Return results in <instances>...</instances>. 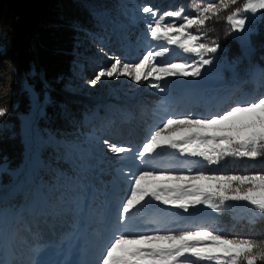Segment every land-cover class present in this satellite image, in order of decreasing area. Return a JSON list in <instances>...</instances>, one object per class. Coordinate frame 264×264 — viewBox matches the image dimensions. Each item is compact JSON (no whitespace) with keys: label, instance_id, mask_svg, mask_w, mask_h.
<instances>
[{"label":"trees","instance_id":"16d2710c","mask_svg":"<svg viewBox=\"0 0 264 264\" xmlns=\"http://www.w3.org/2000/svg\"><path fill=\"white\" fill-rule=\"evenodd\" d=\"M140 2L144 6L151 5L157 10V15L183 8L184 14L192 16L193 7L200 8L218 0ZM245 2L238 0L236 5L211 17L199 32L200 42L219 45L215 53H207V56L226 57L236 71L235 77H231L233 79L224 87L226 98L218 103V108H212L209 115L217 109L222 113L236 102L264 96V24H259L257 30L251 33V50L247 55L226 20L227 15L236 7L242 8ZM133 4L126 0H0V108L7 109V114L0 117V164L18 169L25 161L21 115L30 110L32 102L40 103L36 124L47 141L40 152L46 168L39 174L49 181L55 180L58 189L67 190L70 187L69 194L74 193L75 188L85 191L93 185L94 193L88 210L99 220H103L100 219L103 216L101 207L108 205L106 192L103 191L112 186L114 179L110 176L115 174L116 180L121 181L117 177V168L126 163H112L108 167L112 170L110 173L97 176L91 170L89 174L87 163L63 141L81 131L115 145L129 141L142 145L150 130L159 126L161 119L158 114L163 112L158 108L163 105L148 99L139 101L135 107L122 99L117 102L87 100L70 93L67 88L74 85L73 73L77 69L78 74L83 72L86 76L103 65V58L102 62H96L91 57L95 49H103L108 60L118 57L134 62L141 58L146 49L144 42L150 36L147 25L154 22L151 15H133L137 22L132 24L110 19L106 12L109 6H116L130 14L137 10ZM141 16L148 19L139 20ZM171 19L166 18V21ZM138 45L140 49L136 52L134 49ZM187 59L182 57L181 60ZM258 67L260 70L255 73ZM31 90L36 94L34 99ZM157 97L165 100L164 96ZM202 111L203 108H196V115ZM240 161L229 164L228 169L242 174L264 173V157ZM10 180L11 175L4 172L0 210L22 208L16 214L18 219L12 220L7 229L9 238L23 242L19 247L25 261L34 260L38 252L34 250L35 246L40 249L43 245L53 244L56 238L61 240L63 236L77 232L78 223H75L69 210L70 214L65 218L59 212L54 213L48 205L39 213L30 205L35 181H26L23 189H29V192L23 194L12 191ZM70 207L74 209L73 204ZM94 208L97 210L94 211ZM78 216L79 213L75 219ZM201 226L229 237L264 242V217L251 220L222 209ZM2 254L0 250V258ZM17 260L15 256L6 263L17 264Z\"/></svg>","mask_w":264,"mask_h":264},{"label":"snow or ice","instance_id":"6c2138e0","mask_svg":"<svg viewBox=\"0 0 264 264\" xmlns=\"http://www.w3.org/2000/svg\"><path fill=\"white\" fill-rule=\"evenodd\" d=\"M237 2H209L200 8L193 7L192 16L184 14L183 8L157 15L151 5L141 7L139 11L150 14L154 21L147 25L152 40H164L168 45L198 56L199 61L160 62L158 58L170 51L168 47H161L158 51L148 50L137 62L114 58V62L100 69L89 83L95 86L104 77H128L141 84L152 78L154 82L150 87L164 92L161 82L167 78L200 77L204 66L213 63L212 59L205 58L206 54L215 53L219 45L200 42L199 32L211 17ZM261 10H264V0H246L243 7H236L226 20L232 29L243 32L247 18L242 13L256 14ZM166 18L172 19L166 21ZM177 20L181 22L177 24ZM6 114L7 109L0 108V117ZM103 144L117 156L133 152L131 147L115 145L108 140ZM168 148L178 149L185 156L202 157L212 164L219 163L225 156L250 160L264 157V96L236 102L228 110L205 118L170 116L154 131L150 130L141 150L136 152L147 167L129 178L128 194L110 224L108 241L96 264H203L212 261L215 264H264V242L250 238L229 237L207 228L179 232L137 230V216L151 200L185 212L201 204L218 211L225 202L242 201L264 215V173L217 175L199 171L195 175H184L158 166L155 159H144L153 154L159 156ZM34 250L39 251V246ZM0 264L5 262L0 260ZM31 264L40 262L34 259Z\"/></svg>","mask_w":264,"mask_h":264},{"label":"rangeland","instance_id":"374dc122","mask_svg":"<svg viewBox=\"0 0 264 264\" xmlns=\"http://www.w3.org/2000/svg\"><path fill=\"white\" fill-rule=\"evenodd\" d=\"M126 1L127 3L133 2V5L137 6V10L131 11L130 15L123 9H118L116 6H109V8L106 9L107 15H109L108 17L113 20L134 24L137 22V18H134L133 15L136 16L138 13L143 16L148 15L139 11V9L144 6L141 4L140 0ZM262 14H264V10L256 14L242 13V15L247 18L245 31L241 32L233 29L235 38L240 42L244 53L247 55L251 50V33L257 30L259 24H264ZM143 16H141L139 20L148 19ZM176 23L179 24L180 22ZM144 46L146 49L143 50L141 57L148 50L158 51L161 47H168L170 50L169 53L164 57L158 58L160 62L196 63L199 61L198 56L185 53L175 45H168L164 40L154 41L150 36L146 38ZM139 49L140 46L138 45L134 50L137 52ZM95 50L96 51L93 52L91 57L96 60V62H102L100 60L103 58V60H105L103 61V65L96 70L94 69L95 71H92L86 76L83 72L78 74L77 69L76 73H73L75 80L73 83L74 85L69 86L67 91L76 96L93 101L114 100L117 102L122 99L132 107H135L134 105L139 103V101L142 102L143 99L155 100L163 105L158 108L163 112L158 114L161 122L170 116L172 118H177L181 115H191L199 118L210 116L208 113L212 111V108H218V103L226 98L224 87L235 77L236 72L226 57H208L206 54L205 58L212 59L213 63L204 66L200 77L167 78L165 81L161 82L162 86L165 88L164 92L150 87V83L154 82L152 78L147 82L137 84L128 77H104L101 81L97 82L95 86H92L89 82L98 71L102 68H108L110 64L114 62V60H108L106 58V52L98 49ZM182 57H188V59L186 61L181 60ZM259 70L260 68L258 67L255 73H258ZM148 95H153L154 97L150 98L151 96ZM31 96L33 99L36 97L35 92L32 90ZM157 96H164L165 100ZM198 107L204 110L200 115H196V108ZM39 113L40 103L34 101L32 102L30 110L21 115L22 134L25 144V161L18 169H10L7 164H0V189L3 187L2 178L4 172H8L11 175L10 185H12V191L14 192L21 191L23 194H27L29 189H23V187L26 186L24 184L26 181H35L36 187L30 205H33L32 207L37 210L36 212L39 213L43 211L46 208L45 205H48L54 213L59 212L61 216L65 218L71 213V217L74 219L75 223H78L76 224L77 232L74 231L66 237L63 236L61 240L56 238L53 244L43 245V247L36 252L37 254L34 259L38 260L40 264H96L101 249L108 241L110 224L117 215L118 207L128 194L131 186L129 178L132 177L134 173L147 167L143 160L136 156V152L141 150L142 145H137L133 141L124 142L125 147H131L133 152L117 156V154L110 152L107 146L103 144L104 140L81 131L77 132V136L63 141L72 152H77L80 158H82V161L87 163V165H85L88 168L89 174L91 170H94L93 174L97 176L102 173H110L112 170L108 169V167L110 168L112 163H118L120 161L126 163L125 165H121L120 168H117V170H119L117 177L121 178V181L116 180L115 174H111L110 176L112 180L114 179L112 181V186H109L110 189L108 188L107 191H103L106 192V202L108 205L104 208L101 207L103 216L100 219L103 220H99L96 217L94 218L88 210L89 201H92V195L94 193L93 185L89 186L85 191L75 188L74 193L69 194L68 191L71 190L70 187L67 188V190L58 189L59 185L55 180L49 181L43 177L42 174H39L46 168L40 152L42 146L47 141V138L43 136L42 130L37 127L36 124ZM212 113L213 115L219 114V109ZM124 144L121 143L120 146ZM84 156L86 158H83ZM110 157L114 158L110 159ZM144 159H155L158 166L167 167L175 173H183L184 175H195L199 171H203L206 174L217 175L242 174L237 171L229 170L228 165L241 163L242 161L240 160L252 161L248 158L225 156L219 163L212 164L202 157L185 156L182 155L178 149L170 148L166 149L165 152L161 153L159 156L153 154L152 157H145ZM105 165L106 167H104ZM14 184H16V186ZM71 204L74 205L73 210L70 207ZM222 209H227L234 215L245 216L251 220L264 217V215L259 213V210L255 209L247 202L242 201L225 202L218 211L209 208L206 204H201L190 207L189 210L185 212L183 209L172 205H165L161 202L151 200L145 208L141 209L137 216V230L149 232L154 230L161 232H179L182 230L206 228L201 225L204 224L206 220H210V218L214 217ZM20 210H22V208L18 209L15 207H12L10 211L7 209L0 210V250L3 252L0 260L4 261L5 264H7V261H11L15 256L18 257L17 264H31V262L25 261L24 255L20 252L19 246L23 244V242L21 240L17 241L13 238H9V231L7 229L8 224H10L12 220L15 219L16 221V219H18L16 214ZM93 210L96 211L97 209L94 208ZM61 211L66 212V214H63L64 212ZM78 213L79 216L75 219ZM207 229L215 230L208 227ZM203 264H215V262H203Z\"/></svg>","mask_w":264,"mask_h":264}]
</instances>
